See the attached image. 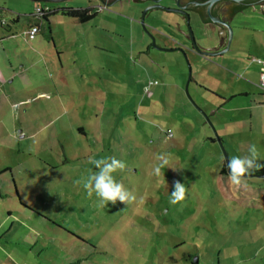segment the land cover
<instances>
[{
	"label": "rangeland",
	"instance_id": "rangeland-1",
	"mask_svg": "<svg viewBox=\"0 0 264 264\" xmlns=\"http://www.w3.org/2000/svg\"><path fill=\"white\" fill-rule=\"evenodd\" d=\"M150 5L121 0L100 10L105 6L101 0H0V69L11 76L10 83L0 85V170L11 166L13 172L0 176V182H11L0 210L13 203L38 213L30 215L34 220L22 214L24 221L6 222L18 232L10 238L21 247L14 254L21 264H264V177L252 176L247 179L250 189L232 188L231 193L230 178L220 170L226 163L224 149L228 158L237 155L221 144L220 130L205 115L210 117L212 101L198 93V55L187 47L164 51L152 46L141 22ZM39 6L51 11L89 7L98 14L83 24L60 12L52 14L56 48L48 38L47 22L35 17ZM193 17L197 45L202 40L213 43L199 32ZM100 22L107 32L92 46L79 49L70 41L59 42L70 35L82 37L89 29L95 32ZM144 24L158 46L176 45L172 39L191 44L181 32L186 21L175 12L153 9ZM34 25L41 31L36 40H28L25 32ZM231 25L233 38L243 32L247 50L252 28L264 26V9L248 7ZM40 37L45 42L40 46L43 60L35 45ZM57 50L65 51L61 63L69 84L60 81L61 70L55 67L57 60L61 65ZM75 53L88 75L94 71L101 76L99 96L84 84L73 87L74 79L83 81L69 61ZM151 81L157 84L148 97L145 86ZM95 116L106 122L88 124ZM77 124L92 127L88 137L76 133ZM22 131L34 137L21 139ZM261 142L251 144L258 148ZM163 153L174 157L171 166L179 171L165 167L159 176L154 173ZM112 156L126 163V170L114 175L136 200L100 207L96 196L89 197L75 181L96 170L90 159ZM176 180L188 193L186 201L172 205ZM2 256L0 264L11 263L1 261ZM196 256L198 263L193 262Z\"/></svg>",
	"mask_w": 264,
	"mask_h": 264
},
{
	"label": "crops",
	"instance_id": "crops-1",
	"mask_svg": "<svg viewBox=\"0 0 264 264\" xmlns=\"http://www.w3.org/2000/svg\"><path fill=\"white\" fill-rule=\"evenodd\" d=\"M144 1H150V0H135V2H144ZM174 1L175 0H170L172 4L170 3L168 5L176 6ZM115 3L116 2H114L113 4ZM151 3L153 2L151 1ZM106 6H109V5L100 6L99 9L100 10L105 9ZM163 10L167 12H173V11H168L166 9H163ZM109 12L110 14L117 15L112 10H110ZM175 13H177V16L181 17V14H179L178 12H175ZM194 14L196 17H193V18H196L197 20L199 32H202L204 37H205L204 35L205 30L208 31L209 34L214 33L216 36L217 34L216 29H214L215 24L212 21L204 20L199 13L198 14L194 13ZM236 15L237 13L234 14L230 18L231 23L235 19ZM96 16L94 18H96ZM37 18H40V17H37ZM52 22L53 21H51V18H50V28L47 24L48 30H49L48 38L54 43V46L56 45L55 47L57 48V42L55 39ZM114 22H112L111 25H113V28L115 29L114 26L116 25V20ZM39 27H40V30L37 32V34L41 31V26ZM106 27L107 26L105 24L101 25V22H100V24L98 23L97 28H96L97 31L95 32H91V30L89 29L88 31L81 32L84 35L82 37L81 36L73 37L70 35L66 37L65 39H60L59 42L61 43L62 41V43L71 42V43H74L75 45L78 44L79 49L80 47H82L83 44L89 47V46H92L91 43L93 44L97 43L96 41H99L101 35H106V32H107ZM29 30L25 32L26 38H28V40L29 39L36 40L37 34L35 35L34 38H30ZM91 33H93L92 36H90ZM113 33L115 34L116 32L114 31ZM43 38L44 37L38 38V42L35 44V45H38V48H37V51H38L37 53L39 55L38 59H41V60L44 59L42 48H40V46H44V43H45ZM110 38L115 39L113 35H111ZM245 38L246 37L243 36V32L239 31V33L232 40L231 47L233 49H230L225 54L217 55L215 57H206L194 51H191V52L194 53L195 55H198V93L200 96L203 95L204 97H207L208 101H212V104L210 105V109H209V115L215 127L218 130H220L219 138L224 143H227L234 150L235 155L237 156L247 155L249 147L253 145L251 144V142L253 140L255 141L261 140L262 142H261V145H258L259 146L258 150L261 153V159H262L260 163H264V90L259 85L261 66H260V63L258 62L260 57L264 54V26H254L252 28L251 34L247 36L248 45H249L247 50L244 49V40H246ZM199 39L200 38H198V41L200 42L201 40ZM226 42H227V34L221 36L220 38L216 37L215 43L208 44L207 42H205V40L204 41L202 40L199 43V45L201 47H212L213 45L218 43L219 49H221L225 47ZM165 47H168V46L165 45ZM169 47L170 48L178 47V45L171 44V46ZM73 51L75 52V48ZM252 51H255V52H252ZM251 52L253 54H251ZM64 54H65L64 50H61V51L57 50V55H58V59L60 63L63 62ZM69 59H70L69 61L72 62L71 67L74 68V72H73L74 75L79 73L80 74L79 76H81V79L83 80V81L81 80L78 81L74 79L72 81L73 87L84 84L85 86L88 87L87 88L88 90H91L92 92L96 93L99 96V92H101L100 90L101 89V84H100L101 76L97 74V72H94V71L93 73L88 75L86 71L87 65L85 66L83 65L82 63L83 61L81 62L82 57L80 55L75 53L72 57L70 55ZM249 61L255 63L254 64L255 66L252 67ZM55 64H56L55 67L61 70V73L59 75L60 81H63L69 84V81L66 76V73L64 72V66L62 65V63L61 65H58V60H57L55 61ZM95 65H96L95 63L90 64V68L92 70L96 69L94 68ZM10 77L11 76H5L3 71L0 69V85L8 84V82L10 83L9 81ZM236 83L238 84L236 85V88H235ZM154 84H157V83H153L151 86H153ZM146 94L148 97L153 96V92L151 91V89H150V92L149 93L146 92ZM72 102H73V99H72ZM75 104L76 103L73 102V105ZM57 119L58 118L51 119L49 122H47L46 125L43 126V128H46V126H48L50 123H53ZM93 121L96 124H101L103 122L104 123L106 122L102 120L99 116H95L94 118H89L87 120L88 124L91 123V125L95 124ZM90 128L92 127L89 126L88 128H86L82 124H79V125L77 124L78 131H76V133L78 135H82L83 137H88L90 134L88 130H90ZM91 130H94V129H91ZM93 132H95V130ZM22 133H23V136L21 137V139L22 138L28 139V138L34 137V133L30 134L25 131H22ZM59 134L60 132L58 131L56 136H59ZM100 134H104V133H100ZM256 138L258 140H256ZM7 171L13 173L12 167L6 166L2 170H0V176H2L3 173ZM258 174L259 173L255 172L253 173L252 176H257L260 178L264 177V173L260 175ZM13 178H15L14 175H13ZM13 181L14 182H12V184L14 186H17L15 180ZM0 183H1L0 184L1 187L5 188V189L0 188V201L1 200L5 201L6 197L8 199V194H9L7 187L10 186L11 182L4 181ZM229 185H230L231 191H232V188L235 189L238 187L232 184L231 180L229 181ZM249 187L250 185H247V187H242V188H249ZM5 190L8 191L7 194H4ZM231 193H234V192L232 191ZM262 196L264 197V194H262ZM28 205H32V204L29 203ZM15 206L16 205L12 203V207H8L6 205V207H3V209L0 210V214L3 215L4 213L3 216L2 215L0 216L2 219L0 221V231L2 227L6 225V229L4 228L5 231H2L1 233L2 237L0 236V239L3 241L4 237L9 238V240H7L6 242L5 241L2 242L0 240V256L2 254L3 255L2 259H4L1 261H8V263L9 261H11V263L9 264H21V262H18L16 260V257L14 255V254L21 253V247L18 246L19 243L14 238L13 239L10 238V236L12 235L11 233H14L16 235L18 234V232L13 231L15 229L12 226L7 225L6 222L12 218L15 221H17L23 217L21 216L22 214L26 215L28 219L32 218L31 217L32 214L33 215L38 214L31 208V206L29 207L25 204L24 205L21 204L20 208H16L17 206L16 207ZM24 220L25 218H22V221ZM31 220H34V219L32 218ZM10 239H11V243H9Z\"/></svg>",
	"mask_w": 264,
	"mask_h": 264
},
{
	"label": "clouds",
	"instance_id": "clouds-1",
	"mask_svg": "<svg viewBox=\"0 0 264 264\" xmlns=\"http://www.w3.org/2000/svg\"><path fill=\"white\" fill-rule=\"evenodd\" d=\"M159 163L154 168V173L159 176L161 170L165 167L174 169L171 165L174 160L169 153H163L157 156ZM261 153L255 144L248 149L245 156H232L227 161L228 176L232 184L238 187H247V179L255 172L264 169V163L261 161ZM90 163L94 165L95 171L89 170L86 177H82L75 181L76 184L82 185L89 197L93 194L98 200L100 207L115 206L118 202L124 205L133 203L136 196L128 190L122 182L117 181L115 173L124 172L127 165L124 161L116 157H105L100 159H90ZM188 189L185 184L179 180L174 181L173 190L169 203L176 205L186 201Z\"/></svg>",
	"mask_w": 264,
	"mask_h": 264
},
{
	"label": "water",
	"instance_id": "water-1",
	"mask_svg": "<svg viewBox=\"0 0 264 264\" xmlns=\"http://www.w3.org/2000/svg\"><path fill=\"white\" fill-rule=\"evenodd\" d=\"M150 1H152L153 3H152V5H150V6H148L146 8L145 13L143 14V17L141 19V22L144 25V28L147 31V33L152 38V46H154V47H156L158 49L164 50V51L184 50V47H187V49H189L190 51H194V52L199 53V54H201L203 56L215 57L217 55L225 54V53H227L230 50L234 32H233V28H232L230 19H225L221 15H216L213 12V6L215 5V3L220 2V1H231V2H234V3H237V4H244V3H246L247 0H207L205 2L198 3V4L206 6V10L205 11L200 10V9H198V10L189 9L187 7V5H182L181 4V0H175L174 1L176 6H166V5L162 4L163 0H150ZM249 5H251L254 8H256L257 6H260L261 9H264V0H255V2H253L252 4H249ZM154 8H163V9H166L168 11L178 12L179 14H181V18L184 21H186V25H187V28L185 30L181 29V32H182L183 36L187 37V39L188 38L191 39V44L189 46H183L181 41H178L176 39H172V41L177 43V45H178V47H175V48L161 47V46L157 45L156 39H155V36H154L155 34L151 33L146 28V25L144 24L146 13L149 10L154 9ZM224 9H225V6H222V10H221L220 14L223 13ZM192 13H197V14L199 13L204 20L212 21L215 24V28L214 29H216V33H217L216 36H215L214 33L213 34H211V33L209 34L208 31L205 30V36H207L210 39V41H212L213 43L216 42V37L220 38L221 36L227 34V42H226L225 47L219 49V44L218 43H216L212 47H201L199 44L197 45V43L195 41V37H194V32H193V29H192V26H191ZM177 25L180 26L179 23H177ZM154 31L156 33H158V34L161 33L164 36L168 37V35H166L165 33H163L162 31H160L158 29H154ZM190 81H191V75H190L188 83L186 84V87H185L187 93H189L188 86H189ZM205 115H206L207 119H210V117L206 113H205ZM218 140L222 144V141L220 140L219 137H218ZM224 155L226 157V162H227L229 158H228V154H227L225 149H224ZM258 175H260V174H258ZM193 262L194 263H198V256L194 257Z\"/></svg>",
	"mask_w": 264,
	"mask_h": 264
},
{
	"label": "trees",
	"instance_id": "trees-1",
	"mask_svg": "<svg viewBox=\"0 0 264 264\" xmlns=\"http://www.w3.org/2000/svg\"><path fill=\"white\" fill-rule=\"evenodd\" d=\"M101 1L105 5H109L110 6L114 2H117V1H120V0H101ZM241 8H243V7H241ZM56 12H61L62 14L66 15V16H69V17L77 20L80 23H86V22L92 20L98 13V11L94 10L93 8L63 7V8H59L58 10H54V11L50 10L48 12H45L42 16H40V18H43L47 22L49 28H50V17H51L52 14H55ZM257 173L263 174L264 173V169H262L261 171H259ZM220 174L228 175L227 162L224 163V165L222 166V168L220 170Z\"/></svg>",
	"mask_w": 264,
	"mask_h": 264
},
{
	"label": "flooded vegetation",
	"instance_id": "flooded-vegetation-1",
	"mask_svg": "<svg viewBox=\"0 0 264 264\" xmlns=\"http://www.w3.org/2000/svg\"><path fill=\"white\" fill-rule=\"evenodd\" d=\"M205 1H207V0H181V4L187 5V7L189 9H192V10L200 9V10L205 11L206 6L198 4L201 2H205ZM253 2H255V0H247L246 3H244V4H237V3H234L231 1H220V2L215 3V5L213 6V12L216 15L223 16L225 19H230L234 14H236V13H238V12L248 8V7H251V5H249V4H252ZM222 6H225V9H224L223 13L220 14L221 10H222ZM241 7H243V8H241Z\"/></svg>",
	"mask_w": 264,
	"mask_h": 264
},
{
	"label": "built area",
	"instance_id": "built-area-1",
	"mask_svg": "<svg viewBox=\"0 0 264 264\" xmlns=\"http://www.w3.org/2000/svg\"><path fill=\"white\" fill-rule=\"evenodd\" d=\"M50 11L49 7L46 6V7H42V6H39L37 7L36 9V16L37 17H40L42 16L45 12H48ZM40 30V27L39 26H32L29 30V37L30 38H34L35 35L37 34V32ZM258 62L260 63V82H259V85L260 87L264 90V59H259ZM153 83H157V81L155 82H150L149 85L146 86L145 90L146 92H150V86L153 84Z\"/></svg>",
	"mask_w": 264,
	"mask_h": 264
}]
</instances>
